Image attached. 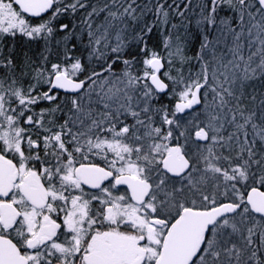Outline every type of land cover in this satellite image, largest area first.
Segmentation results:
<instances>
[{
	"label": "snow or ice",
	"instance_id": "snow-or-ice-1",
	"mask_svg": "<svg viewBox=\"0 0 264 264\" xmlns=\"http://www.w3.org/2000/svg\"><path fill=\"white\" fill-rule=\"evenodd\" d=\"M0 264H264V0H0Z\"/></svg>",
	"mask_w": 264,
	"mask_h": 264
}]
</instances>
